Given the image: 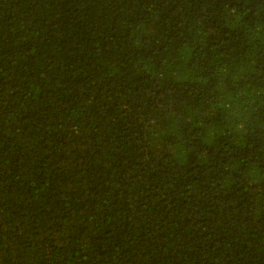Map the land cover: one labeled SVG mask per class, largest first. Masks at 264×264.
<instances>
[{
    "label": "trees",
    "instance_id": "16d2710c",
    "mask_svg": "<svg viewBox=\"0 0 264 264\" xmlns=\"http://www.w3.org/2000/svg\"><path fill=\"white\" fill-rule=\"evenodd\" d=\"M0 264H264V0H0Z\"/></svg>",
    "mask_w": 264,
    "mask_h": 264
}]
</instances>
